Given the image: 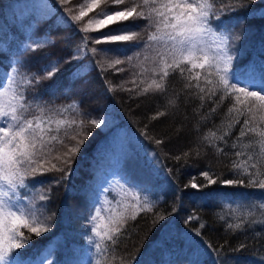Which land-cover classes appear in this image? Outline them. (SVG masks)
I'll return each instance as SVG.
<instances>
[{
    "label": "trees",
    "instance_id": "1",
    "mask_svg": "<svg viewBox=\"0 0 264 264\" xmlns=\"http://www.w3.org/2000/svg\"><path fill=\"white\" fill-rule=\"evenodd\" d=\"M79 2L72 0L70 5L61 6L57 0H0V85L7 84L9 77L17 73L42 77L46 65L59 61L60 71L53 78L42 79L27 90L29 102L54 108L75 102L79 115L69 109V117L104 121L100 128L91 129L92 134L75 156L66 179L54 183L58 173L29 177V188L19 189L24 197L21 203H26L37 190H45L49 199L38 203L46 204L50 231L33 237L29 245L14 250L8 261L0 264H35L37 258L41 261L38 264H95L100 256L89 219L97 209L107 217L106 210L115 208L126 190L147 197L154 202V208L150 213H140L135 221H128L116 246L114 264H120V258L126 264H264V223L259 222L264 215L253 209L254 216L245 219L240 228L227 227L240 223L245 210L264 203V189L221 183L185 187L193 181L207 184L201 172L208 170L210 164L221 180L237 178L216 164L214 150L207 146L199 156L194 151L183 156L197 148L199 137L209 128L220 124L230 102L226 101L211 120L201 121L194 111L200 102L185 97L178 72L169 77L166 93L138 96V88L110 92L106 81L131 89L139 68L125 63L116 66L125 71H101L95 66L99 57L91 54L82 61L65 63L76 54L82 34L75 25H64L60 18L65 16V7ZM41 3L48 8L38 7ZM222 6L220 2L216 5ZM262 9L264 0H255L247 8L224 11L210 21L217 33L229 37L236 74L251 78L256 84L264 81ZM136 23L140 27L134 30L139 31L146 22ZM237 36L239 39H235ZM45 38L47 44L33 51L30 46ZM91 46H119L124 53L120 58L124 59L125 55L140 51L143 44ZM89 60V68L80 76H73ZM104 66L107 68V63ZM242 69L247 70L240 72ZM140 79L136 77L137 84ZM176 93H180L176 106L166 109L168 99ZM159 111H166V115L151 119ZM206 111V107L199 110ZM238 131L237 126L234 134ZM156 139L162 143L157 145ZM177 156L181 159H175ZM193 214L198 219L188 221ZM159 215L164 219L159 220ZM196 229L201 235H196ZM48 245L50 249L46 251Z\"/></svg>",
    "mask_w": 264,
    "mask_h": 264
},
{
    "label": "snow or ice",
    "instance_id": "2",
    "mask_svg": "<svg viewBox=\"0 0 264 264\" xmlns=\"http://www.w3.org/2000/svg\"><path fill=\"white\" fill-rule=\"evenodd\" d=\"M57 2L65 6L70 5L72 0ZM218 2L223 6L217 8ZM254 2L81 0L72 7H65V16L60 18L64 25H75L82 34L76 54L65 63L82 61L91 54L93 58L99 57L95 66L101 71L110 68L122 72L125 69L116 66L125 63L139 68L131 81V89L124 88L123 84L113 85L106 81L110 92L117 88L124 91L138 88V96L166 93L169 77L178 72L184 82L185 97L200 102L194 111L199 113L201 121L211 120L220 107L229 101L220 124L209 128L199 137L197 148L183 153V156L188 157L192 151L199 156L207 146L214 150L216 164L237 178L221 180L210 164L208 170L201 172L207 184L193 181L185 187L204 188L221 183L225 186L264 189V81L256 84L253 79H243L236 74L237 70L232 68L234 57L229 52V37L217 33L210 23L213 17H218L224 11L247 8ZM38 7L48 8V5L41 3ZM260 14L264 17V9ZM137 21L146 22L139 31L134 30L140 27ZM235 39H239V36ZM124 43L136 47L142 43L143 47L131 56L125 55L124 59L120 58L124 53L119 46L90 47ZM46 44L45 38L30 47L35 51ZM109 53L112 55L109 56ZM91 63L89 60V64L78 68L73 76H80ZM58 64L59 61H55L46 65L42 77L17 73L9 77L7 84L0 85V262L8 261L14 250L29 245L33 237H40L50 231L51 217L45 214L46 204L38 203L49 199L45 190H37L32 197L27 198L26 203H21L24 197L19 189L29 188L26 182L29 177L48 173L60 174L54 177L53 182L61 183L71 171L75 156L91 136V129L100 128L104 123L101 119L69 117V109L79 115L75 102L59 108L29 102L27 90L42 79L53 78L60 71ZM136 77H141L139 84ZM179 95L176 93L168 99L166 109L176 106ZM209 102L211 106H208ZM205 107L206 112H199ZM164 115L166 111H159L151 119ZM237 126L239 131L234 134ZM154 142L157 145L162 143L160 139ZM153 208L154 202L147 197L142 198L135 191L126 190L117 206L106 210L109 213L107 217L102 216L100 209H97L96 214L89 219L93 225L92 233L97 238L95 248L100 256L95 264H114L117 259L116 246L128 221H135L140 213H150ZM253 209H258L264 215V203L253 205L241 214L240 223H230L227 227L240 228L245 219L254 216ZM158 219L163 220L164 216L159 215ZM196 219L198 217L194 214L187 218L188 221ZM251 222L257 221L252 219ZM259 222L264 223V219ZM203 227L201 224L200 228ZM195 232L197 236L201 235L199 229ZM120 264H126L123 258H120Z\"/></svg>",
    "mask_w": 264,
    "mask_h": 264
},
{
    "label": "rangeland",
    "instance_id": "3",
    "mask_svg": "<svg viewBox=\"0 0 264 264\" xmlns=\"http://www.w3.org/2000/svg\"><path fill=\"white\" fill-rule=\"evenodd\" d=\"M49 249H50V246L48 245L46 251H49ZM40 257H42V256H40ZM34 262H35V264L41 263V261H39V258H37L36 260H34ZM31 263L33 264V261ZM22 264H25V263L22 261Z\"/></svg>",
    "mask_w": 264,
    "mask_h": 264
}]
</instances>
